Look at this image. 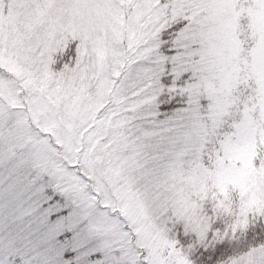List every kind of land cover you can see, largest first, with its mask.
Segmentation results:
<instances>
[{
  "label": "snow or ice",
  "instance_id": "snow-or-ice-1",
  "mask_svg": "<svg viewBox=\"0 0 264 264\" xmlns=\"http://www.w3.org/2000/svg\"><path fill=\"white\" fill-rule=\"evenodd\" d=\"M0 264H264V0H0Z\"/></svg>",
  "mask_w": 264,
  "mask_h": 264
}]
</instances>
